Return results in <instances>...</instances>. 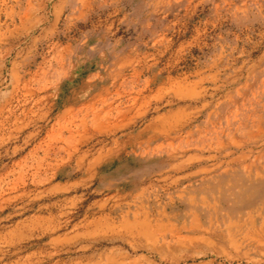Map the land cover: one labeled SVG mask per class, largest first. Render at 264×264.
<instances>
[{
	"label": "rangeland",
	"instance_id": "rangeland-1",
	"mask_svg": "<svg viewBox=\"0 0 264 264\" xmlns=\"http://www.w3.org/2000/svg\"><path fill=\"white\" fill-rule=\"evenodd\" d=\"M77 1L0 0V264H264V0ZM82 84L129 117L70 147L60 124L83 115L62 120L57 92ZM135 165L154 173L129 195L113 175Z\"/></svg>",
	"mask_w": 264,
	"mask_h": 264
},
{
	"label": "crops",
	"instance_id": "crops-1",
	"mask_svg": "<svg viewBox=\"0 0 264 264\" xmlns=\"http://www.w3.org/2000/svg\"><path fill=\"white\" fill-rule=\"evenodd\" d=\"M74 3H77V0H74ZM117 4H119L120 0H117ZM59 5L62 9V4L66 5L67 2L69 4H73V0H59ZM124 0H122V4H124ZM94 1L86 0L85 7L93 6ZM121 4V2H120ZM96 5V4H95ZM59 8V11H61ZM155 34H153L154 36ZM101 52V51H100ZM109 88H93L88 84H82L80 88H68L65 90H58L57 92V100L64 104V111L62 120L66 119L67 116L75 117L76 115L82 114L81 124L79 126L72 121H68L65 125L60 124V131L58 134L60 141L66 142L68 146L74 147V143L76 142V133H82L81 137L83 140L87 139L88 136L92 133L94 135H110L113 134L118 129L124 127V123H122L126 118H128V111H123L119 109V107H114L113 103H107V97L110 93ZM116 92H119L117 90ZM176 94L179 96H187L190 94L189 90H185L183 88H177ZM192 94V93H191ZM101 102L102 108H96V104ZM92 116V119L89 120V117ZM184 117V111L182 109H178L177 111H169L167 114L158 115L155 118L150 120V123L146 126V128L142 131H138L136 134L130 137V141L127 144V148L130 151H134L137 147L148 145L157 142L159 137H169L171 134L177 131V127L180 126V120ZM122 118V119H121ZM127 120V119H126ZM130 120V119H129ZM65 123V122H64ZM67 132L68 137L63 136L62 133ZM91 134V135H92ZM147 146V147H148ZM160 150V145L155 147V151ZM143 153L149 152L147 149H143ZM118 157L114 159L107 160L103 165L102 169L111 165H115ZM96 162V161H94ZM167 162V161H165ZM139 165V164H138ZM125 166L123 169L116 170L113 176H119L120 174H125L124 176L127 179H131L130 182L121 183L117 186V189L126 188L129 195H135L134 193L141 194L144 189L148 188L142 182L145 180H149V176H142V173H154V169H150L149 166L142 168V166ZM183 167V168H181ZM195 169L188 168L186 166L176 165V166H161L159 172L167 173V174H185L190 173ZM137 182V183H135ZM202 190L197 187L195 189H191V191L198 192ZM145 193V192H143ZM151 204L145 205L141 204L137 206L140 214H149L146 210H151ZM186 202V200H182L180 205L185 206L186 208L190 206ZM118 206V205H116ZM122 206V205H120ZM119 206V207H120ZM127 207H131L130 204L126 205ZM142 206V207H141ZM179 206V205H178ZM178 206H169L166 205V209L171 210L172 212H176ZM147 207V208H146ZM170 207V208H168ZM164 214V213H163ZM166 217V215H164Z\"/></svg>",
	"mask_w": 264,
	"mask_h": 264
},
{
	"label": "bare ground",
	"instance_id": "bare-ground-1",
	"mask_svg": "<svg viewBox=\"0 0 264 264\" xmlns=\"http://www.w3.org/2000/svg\"><path fill=\"white\" fill-rule=\"evenodd\" d=\"M141 207H142V206H141ZM146 208H147V207H146ZM147 212H148V211H147ZM100 218H101V217H100ZM121 219H122V218H121ZM100 220H101V219H100ZM100 220H99V221H100ZM143 221H144V220H143ZM107 223H108V222H107ZM135 223H136V222H135ZM94 224H95V223H94ZM98 224H99V223H98ZM98 224H97V225H98ZM100 224H101V223H100ZM103 224H104V223H103ZM97 225H96V226H97ZM106 226H107V225H106ZM133 226H136V225L131 224V223H129V222L127 223L126 221H123V222H122V227L126 228L127 230H132V227H133ZM140 226L145 230L144 233H145L146 235L149 236L150 234L153 233L154 228H153V226H151V224H149L148 222H147V223H142ZM108 228H109V227H108ZM95 229H96V228H95ZM95 229H94V230H95ZM98 229H99V228H98ZM126 229H125V230H126ZM133 230H134V229H133ZM104 231H105V230H104ZM136 231H137V230H136ZM136 231H135V232H136ZM95 232H96V231H95ZM107 232H108V231H107ZM109 232H110V231H109ZM128 233H129V232H128ZM132 233H133V232H132ZM145 234H144V235H145ZM133 235H134V234H133ZM142 235H143V234H142ZM107 236H108V235H107ZM144 260H145V259H144ZM107 263H108V262H107Z\"/></svg>",
	"mask_w": 264,
	"mask_h": 264
}]
</instances>
